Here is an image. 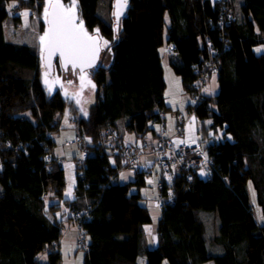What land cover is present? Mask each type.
<instances>
[{
	"label": "trees",
	"instance_id": "16d2710c",
	"mask_svg": "<svg viewBox=\"0 0 264 264\" xmlns=\"http://www.w3.org/2000/svg\"><path fill=\"white\" fill-rule=\"evenodd\" d=\"M62 1L68 6L73 0ZM76 1L81 21L91 33L98 28L113 53L109 66L93 72L97 94L87 112L61 88L49 91L36 47L7 39L8 5L37 4L45 30V0H0V140L12 142L0 151V264H61V241L73 219L86 249L84 264H139L141 256L147 264H264V221L257 220L249 190L256 191L264 214V0H243L241 13L229 23L221 20L222 2L131 0L119 30L99 15L100 0ZM169 43L175 45L170 64L192 99L196 66L207 61L219 66L218 93L207 94L184 133L196 116L212 120L200 131L199 143L211 162L210 178L199 173L189 181L155 163L122 182L125 169L103 144L91 147L76 168L74 193L66 196L55 134L67 106L92 140L105 141L109 128L142 141L157 139L173 111L166 102L161 54ZM211 129H221L222 137L211 142ZM156 166L163 207L158 243L149 247L153 217L142 187ZM64 207L67 218L59 215ZM204 214L215 217L212 234Z\"/></svg>",
	"mask_w": 264,
	"mask_h": 264
},
{
	"label": "rangeland",
	"instance_id": "374dc122",
	"mask_svg": "<svg viewBox=\"0 0 264 264\" xmlns=\"http://www.w3.org/2000/svg\"><path fill=\"white\" fill-rule=\"evenodd\" d=\"M52 1L54 0H45L46 10ZM73 2H75L74 10L78 11L76 0H73L72 3L69 4L68 6L66 5V7L68 9H71ZM242 2L243 0H231L232 15H234L235 13L236 14L241 13ZM114 3L115 0H100L98 13L106 21H110L116 24L115 16H114ZM8 9L10 11V17L5 24L7 39L17 44H27L30 45L31 47H36V49L40 51L43 59V53H44L43 42L41 41L40 38L44 36L46 28L45 30L42 28L43 13L41 9H39V6L35 4L34 6H32V8H25L21 4L19 5L18 3L16 4V2H12L8 5ZM24 12H28L29 15L25 17L23 15ZM92 33H99V29L98 28L95 29ZM101 46H102L101 59L103 58V64L107 67L111 64L113 60L111 42L102 36ZM166 49L167 47L165 49L164 48L161 49V54L163 56V64L166 74L165 79L167 82L166 95L168 99H166V102L172 103L173 101H178V100L181 101L182 96L184 98L186 97L185 86L181 76L175 72L172 64H170L172 54L166 52L165 51ZM261 49L262 47L259 46V50ZM59 64L60 62L57 61L53 69L48 70L43 60V69H42L43 79L49 91H54L56 88H61L64 94L71 100L75 101L83 112H87L92 106L97 94V86L95 85L93 79L94 78L93 70L74 72L72 71V69H69L66 71L62 67V65ZM82 76L84 77L83 80L81 79ZM209 85H210L209 93L212 95L217 94L219 91V84L216 82V76L213 77L212 81L210 80ZM168 106L171 107V105L169 104ZM72 110L73 108L68 105L62 118L61 129L57 134H55V141H56L55 150L57 155H59L61 157L60 159L63 161V166L66 173V179H67L66 196H69V190H71L72 192L76 185V168L79 166L77 163V159L80 155L77 146L70 144V142L76 138V133L78 131L77 123L76 122L73 123L71 121ZM169 113H171V111ZM121 121L124 122L123 120ZM192 123H194V127H193L194 130L201 131L204 126L211 127L212 120L211 119L200 120L196 116L192 119ZM209 132H210V136H212V138L210 139L211 142L220 139L223 134V131L221 129H219L218 132L214 129H211ZM126 134H128V132H126ZM202 137L203 135L201 134V138ZM197 142L198 141H196V144ZM125 170H127L126 172H129L128 174L126 173L125 176L127 180L128 179L127 175L131 177L132 173L134 172L130 171L127 168H125ZM159 171L160 168L156 166V168H154L153 175L148 178L147 185L142 187V194L145 198L144 203L149 207L151 211L153 217V223H155L152 225L154 226L157 224L156 221H159L157 220V218L160 217L162 211L159 208V205L157 204L159 200L158 198L159 195L158 181L160 178ZM249 190H250L251 199L255 204L257 220L258 221H261V219L264 220V214L262 213L261 207L257 204L256 191H254L252 186L249 188ZM52 200L53 198H51L50 196L47 198V201L49 203L52 202ZM59 215L60 217L67 218L69 216V213L67 209L64 207L63 211ZM203 217L208 225L209 234L214 233L215 222H216L214 219L215 217L209 214H204ZM70 223H73L74 225L70 226L68 223H66V231L62 239L63 242L61 245V253H62L61 264H84L86 249H84L81 246L83 242L82 236L80 235L81 229H79V233H78L79 235L77 239H75V242L66 239L68 238L66 237V234L69 230L68 228L75 225L78 227L77 225L78 222L75 223L74 219L71 220ZM74 230L78 231L76 227H74ZM164 264H168V262L165 261Z\"/></svg>",
	"mask_w": 264,
	"mask_h": 264
},
{
	"label": "built area",
	"instance_id": "2783aa9c",
	"mask_svg": "<svg viewBox=\"0 0 264 264\" xmlns=\"http://www.w3.org/2000/svg\"><path fill=\"white\" fill-rule=\"evenodd\" d=\"M225 15L221 19L223 22H231L232 18V6L231 0H223ZM165 50L169 54H175V45L169 43ZM210 51L216 54V49L212 44H209ZM195 68L198 78L193 86L194 99L192 105L187 109L173 110L172 115L176 119V129L174 135H167L166 125L160 124L159 135L156 142L150 140H143L139 148L134 149L125 143L123 134L117 130L109 128L106 131L105 141H95L89 138L87 135L80 132L79 128L76 133V138L70 142L71 145L77 146L79 149V157L77 159L78 165H82L84 160L88 157L91 147L96 145H105L107 150L111 153V156L117 158L121 162V168H127L134 173L144 172L149 169L150 165H147L141 161L142 157L153 156L154 161L164 171L174 170L179 171L182 176H185L189 181H193L197 174L201 173L207 178L211 175V162L207 152L199 145L190 142H182L179 144L174 143L175 137H184L185 130L193 115L196 114L198 107L206 100L210 79L213 75L219 73V66L214 62L204 64V67ZM207 90V91H206ZM74 123V119L71 118ZM12 142L6 140L5 142L0 140V151L4 147H11ZM62 162V161H61ZM3 159L0 154V174L3 169ZM157 204L160 208L163 207V201L159 198ZM80 214L77 213L76 217ZM77 223V220H74ZM69 225H74L69 223Z\"/></svg>",
	"mask_w": 264,
	"mask_h": 264
},
{
	"label": "water",
	"instance_id": "95a60500",
	"mask_svg": "<svg viewBox=\"0 0 264 264\" xmlns=\"http://www.w3.org/2000/svg\"><path fill=\"white\" fill-rule=\"evenodd\" d=\"M130 1L131 0H115L114 3V16H115V22H116V29L119 30L121 21L128 16L129 8H130ZM222 0H211L212 3L215 2H221ZM59 3L63 5L64 9L67 10L68 8L65 6L62 0H54L50 4H56ZM118 8L119 5H125ZM49 4V5H50ZM60 9H53L52 7L48 6L47 12V24H46V30L44 33V36L46 33L49 32V23L48 21L53 19V12H60ZM119 14V17L117 18V13ZM68 15H74V25L76 27V30L78 32L81 31V25H82V32L81 35L83 36V33H86L88 37H92V40H85V44L88 46V55L87 57L80 61L78 60L76 62V65L74 66L72 63H67L65 57L61 56L59 51L52 52L49 41L45 40L43 41V60L48 68V70H52L55 66V63L57 61L60 62L62 67L67 71L69 69H72V71H86V70H93L97 71L99 68V62L101 61L102 57V36L100 33H90L87 29L86 25L80 21L79 18V12L77 10H74L72 12L67 13Z\"/></svg>",
	"mask_w": 264,
	"mask_h": 264
},
{
	"label": "snow or ice",
	"instance_id": "6c2138e0",
	"mask_svg": "<svg viewBox=\"0 0 264 264\" xmlns=\"http://www.w3.org/2000/svg\"><path fill=\"white\" fill-rule=\"evenodd\" d=\"M53 9H60V12H53V19L49 20V32L42 36L41 41L48 40L52 52L59 51L61 56L65 57L67 63H72L74 66L78 60H84L88 55V46L85 44V40H92V37H88L86 33L78 32L74 25V15H68L67 13L74 11L75 2H73L71 9L65 10L63 5L56 3L50 4ZM125 5H119L118 8ZM117 13V18L119 17ZM23 15L27 17L28 12H24ZM48 17L47 10L45 11V19ZM83 80L84 77L82 76ZM207 91V90H206ZM71 190H69V195Z\"/></svg>",
	"mask_w": 264,
	"mask_h": 264
},
{
	"label": "crops",
	"instance_id": "0c3cea01",
	"mask_svg": "<svg viewBox=\"0 0 264 264\" xmlns=\"http://www.w3.org/2000/svg\"><path fill=\"white\" fill-rule=\"evenodd\" d=\"M165 77H166V74H165ZM213 77H215V76L213 75L211 77V79H210L211 81H212ZM216 82L218 83L217 78H216ZM209 89H210V85H209ZM209 89H208V94L212 95V94L209 93ZM165 95H166V93H165ZM185 96H186L185 98L182 96V100L181 101L180 100L173 101L172 103H167V105L168 104L171 105L172 110L183 111V110H185V108L187 106H189L192 103L191 96L189 94H186V93H185ZM166 99H168L167 95H166ZM166 124H167L166 133L168 135H174V133H175V118H174V116L171 113L167 114ZM122 126H124V124H122ZM193 127H194V123H192V121H191V123H190V125L188 127V130H187V133L184 136L185 138L184 139H180L178 137H175L174 138V143L175 144H179V143H182V142L186 141V142H190V143L196 144V141L200 142L201 141L200 131L194 130ZM124 135H125L124 139L126 141L125 143L128 146H130V147H132L134 149H137V148L140 147L142 140H139L134 133H128V134H124ZM150 141L156 142V139H150ZM198 142H197V144H199ZM55 154H56L57 157L61 158L59 155H57L56 150H55ZM141 161L143 163H146L147 165H150V167L156 165L153 156L142 157ZM126 171L127 170H120L119 179L122 182H128V181L134 180L135 179V174L134 173H132L131 177L129 175H127L128 179L126 180V177H125L126 173L127 174L129 173V172H126ZM132 176H134V177H132ZM74 189H75V187H74ZM73 193H74V190L70 193V195L68 197H71L73 195ZM160 216H161V214H160ZM158 218H160V217H158ZM158 218H157V220H159ZM156 223L157 224L155 226L152 225V227L149 226V228H148L147 245L149 247H154L158 243V232H157L158 221H156ZM153 224H155V223H153ZM74 227H76L78 229V231L74 230ZM68 229L69 230H68V232L66 234V237H68V238H66V239H69V240H72V241L75 242V239H77V237L79 235L78 234L79 233V228L75 225V226H72V227H70ZM62 242L63 241H61V245H62ZM138 261H139V264H147V260H146V258L144 256L139 257ZM213 263L214 262H208V263H204V264H213Z\"/></svg>",
	"mask_w": 264,
	"mask_h": 264
},
{
	"label": "flooded vegetation",
	"instance_id": "af4514ba",
	"mask_svg": "<svg viewBox=\"0 0 264 264\" xmlns=\"http://www.w3.org/2000/svg\"><path fill=\"white\" fill-rule=\"evenodd\" d=\"M90 33H91V32H90ZM102 65H104V64H103V58H102L101 61L99 62V67L102 66ZM93 72H94V71H93Z\"/></svg>",
	"mask_w": 264,
	"mask_h": 264
}]
</instances>
